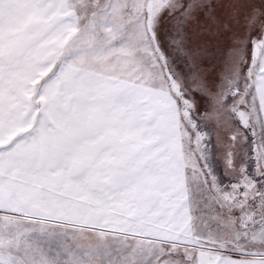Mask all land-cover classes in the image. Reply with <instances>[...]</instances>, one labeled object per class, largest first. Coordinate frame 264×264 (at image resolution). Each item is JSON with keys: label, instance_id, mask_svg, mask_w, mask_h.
<instances>
[{"label": "snow or ice", "instance_id": "6c2138e0", "mask_svg": "<svg viewBox=\"0 0 264 264\" xmlns=\"http://www.w3.org/2000/svg\"><path fill=\"white\" fill-rule=\"evenodd\" d=\"M0 264H264V0H0Z\"/></svg>", "mask_w": 264, "mask_h": 264}, {"label": "rangeland", "instance_id": "374dc122", "mask_svg": "<svg viewBox=\"0 0 264 264\" xmlns=\"http://www.w3.org/2000/svg\"><path fill=\"white\" fill-rule=\"evenodd\" d=\"M229 42L224 36H215L209 40L207 53L201 57L203 67L207 69L209 78H215L221 69V65L225 59ZM219 49V51H218ZM177 70H186L183 64L177 65ZM212 140L214 144H217V136L219 137V143L215 149L216 156V173L218 176L223 177L225 169L222 168L225 165V150L224 145L228 143V132L227 129L217 127L214 124L211 126ZM225 182H228L227 179Z\"/></svg>", "mask_w": 264, "mask_h": 264}, {"label": "flooded vegetation", "instance_id": "af4514ba", "mask_svg": "<svg viewBox=\"0 0 264 264\" xmlns=\"http://www.w3.org/2000/svg\"><path fill=\"white\" fill-rule=\"evenodd\" d=\"M227 139H228V138H227ZM226 144H227V143H226ZM225 167H226L225 165L222 166L223 169H225Z\"/></svg>", "mask_w": 264, "mask_h": 264}, {"label": "trees", "instance_id": "16d2710c", "mask_svg": "<svg viewBox=\"0 0 264 264\" xmlns=\"http://www.w3.org/2000/svg\"><path fill=\"white\" fill-rule=\"evenodd\" d=\"M230 134H228V136H229Z\"/></svg>", "mask_w": 264, "mask_h": 264}]
</instances>
